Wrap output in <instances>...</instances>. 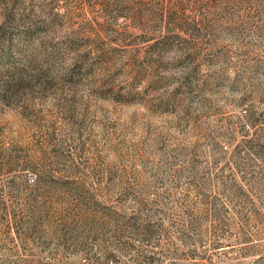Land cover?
<instances>
[{"label": "rangeland", "instance_id": "rangeland-1", "mask_svg": "<svg viewBox=\"0 0 264 264\" xmlns=\"http://www.w3.org/2000/svg\"><path fill=\"white\" fill-rule=\"evenodd\" d=\"M0 264H264V0H0Z\"/></svg>", "mask_w": 264, "mask_h": 264}]
</instances>
